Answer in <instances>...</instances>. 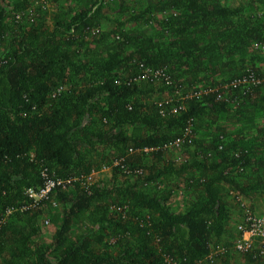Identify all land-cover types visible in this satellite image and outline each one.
Wrapping results in <instances>:
<instances>
[{
	"label": "trees",
	"instance_id": "trees-1",
	"mask_svg": "<svg viewBox=\"0 0 264 264\" xmlns=\"http://www.w3.org/2000/svg\"><path fill=\"white\" fill-rule=\"evenodd\" d=\"M106 1L68 0L47 24L17 21L32 0H0V264H210L201 260L218 246L225 251L213 264H230L233 251L244 264H264L260 238L235 248L246 214L264 217V56L255 48L264 41L256 6L264 0H154L131 13L134 27L125 20L101 30ZM140 63L166 66L173 86L135 80ZM249 67L262 79L251 92L203 94L167 117L148 100L157 84L171 93L216 89ZM189 120L193 141L180 150L202 152L178 163L161 147ZM203 128L212 129L207 140L197 138ZM119 159L133 174L114 165ZM103 165L109 182L86 181ZM45 168L72 181L31 206L26 190L43 184ZM178 178L194 196L182 211L170 207L165 184ZM231 200L248 209L242 217ZM53 202L61 220L43 242L38 221ZM75 224L83 228L72 238Z\"/></svg>",
	"mask_w": 264,
	"mask_h": 264
},
{
	"label": "built area",
	"instance_id": "built-area-1",
	"mask_svg": "<svg viewBox=\"0 0 264 264\" xmlns=\"http://www.w3.org/2000/svg\"><path fill=\"white\" fill-rule=\"evenodd\" d=\"M46 0H32L31 5L24 11L16 14L17 21L33 23L37 19V7H45ZM99 29H93L92 34H95ZM255 48L259 49L264 56V41L255 44ZM140 72L134 77L135 80H149L152 82H162L165 85L173 86L174 79L166 66L164 67H150L143 63H140ZM117 82H119L117 80ZM262 83V79L257 75L252 67L246 69L245 73L239 77L232 79L221 85L216 89H196L185 92L180 86H174L172 94L157 102V108L159 114L163 117L169 115H177L186 109V101L192 98H200L203 94L210 92L217 93V99H226L229 91L242 90L244 93L251 92L254 87L259 86ZM63 87H60L54 96L59 93ZM241 91V92H242ZM227 94V95H226ZM230 96V95H229ZM193 122L188 121L184 127L183 133L169 142H165L162 145V150H180L186 144H191L193 141ZM149 151V149H145ZM133 152V149H130ZM177 161V158L175 159ZM114 165H120L123 172L131 175L133 170L130 169L122 159L116 160ZM142 169H137L134 172L137 174L141 173ZM96 172L91 173L87 176L86 181L93 182L95 180ZM42 177L44 182L42 185L37 187H31L26 190V194L31 199V206H38L44 200L48 199L50 193L55 188H67L71 183V179H64L57 177L54 173H50L46 168L42 171ZM48 222V221H46ZM239 230L242 231V237L236 242L235 248L239 251L250 250L255 246V241L260 238V243L263 247L261 253L264 254V217H259L248 212L245 219L238 224ZM225 248L218 246L214 253L209 254L205 259L201 260V263L208 262L213 264L215 262V254L224 253Z\"/></svg>",
	"mask_w": 264,
	"mask_h": 264
},
{
	"label": "rangeland",
	"instance_id": "rangeland-1",
	"mask_svg": "<svg viewBox=\"0 0 264 264\" xmlns=\"http://www.w3.org/2000/svg\"><path fill=\"white\" fill-rule=\"evenodd\" d=\"M154 0H108L106 1L108 4V9H107V19L103 20L102 25H101V30H108L110 28H114L119 21H128L126 24V28H132L136 24L134 22H129V17L132 12H137L140 9L144 8L146 5L149 3L153 2ZM248 0H229L225 1V4L231 5V6H238L240 4L246 3ZM68 0H46L45 7H37L36 13V20H40L41 18L47 23V24H52L54 15L57 13L59 10H64L66 9ZM75 3V2H74ZM76 4V3H75ZM258 6V11H264V6L261 5H256ZM167 14V13H166ZM29 23V22H28ZM145 25V24H142ZM147 26V25H145ZM149 27V26H148ZM151 30L150 32H153L152 28H148ZM87 56H90V52L86 53ZM257 65L262 72H264V61L263 60H258L257 59ZM68 85H66L67 87ZM162 85L157 84L155 87V91L149 95L148 100L151 102H155L157 100H162L168 96H170L172 93L169 91H164L162 89ZM220 122L223 124L222 121H219L217 124H220ZM238 122L234 121L231 119L228 120L226 118V124H229V126H235ZM257 123L258 120H257ZM216 126V125H215ZM214 126V128H215ZM211 127V126H210ZM230 130L235 131L234 128H229ZM212 131V129H211ZM210 131V132H211ZM210 132H206L205 128L202 129V132L200 136L197 138H205L206 140L209 137ZM232 132V131H231ZM105 150L99 149V152L96 153V156L98 159L101 158V153ZM201 149L199 148V145L195 146L194 144L187 148L186 150H172V152H168L167 156L170 158H177L180 161L176 162H181L183 158L186 156V158H189V160L193 159L196 154H199ZM150 158L147 159L149 161ZM173 160V159H172ZM112 176V168L108 165H103L102 169H100L96 176L95 180H102L104 183L109 182L110 178ZM185 178H178V179H173L167 183L166 185H169V188L173 190V195L170 200V207L175 210V211H182L184 210L189 202L192 200L194 197L193 194L190 192V190L185 186L186 181L184 180ZM124 180V177H120V181L122 182ZM262 199V198H260ZM232 204V212L233 214L242 217L244 212L248 210L246 206H241L240 203L237 201L234 202L231 200ZM263 203L259 201L258 207L256 204V207H253L252 209L255 211H258L257 208H262ZM61 212H62V207L58 205L56 202H53V206L48 209V211L44 212L39 221L38 224L40 226V234L38 235L37 239L43 241V242H50L53 236V233L56 229V226L58 223H60L61 220ZM48 221V222H46ZM238 222V221H237ZM234 226H237V223L234 224ZM82 225L81 224H75L74 229H73V234L71 235L72 238H74L76 235H78L81 230H82ZM238 230L234 228V233H233V241L237 239V234ZM230 264H244L245 259L244 255L238 252L233 251L230 253ZM221 259H219L216 264H221Z\"/></svg>",
	"mask_w": 264,
	"mask_h": 264
}]
</instances>
